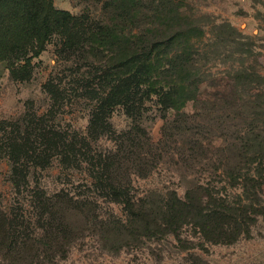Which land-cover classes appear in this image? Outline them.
I'll return each mask as SVG.
<instances>
[{"label": "trees", "instance_id": "1", "mask_svg": "<svg viewBox=\"0 0 264 264\" xmlns=\"http://www.w3.org/2000/svg\"><path fill=\"white\" fill-rule=\"evenodd\" d=\"M105 2V19L90 22L58 9L55 0H0V64L7 62L8 67L26 73L55 36L73 53H83L86 47L101 51L91 60L94 74L86 78L93 99L86 134L67 135L29 114L25 122L0 121V159L9 161L13 196L10 206H0V255L13 263L44 264V253L54 257L52 248L74 235L61 233L63 217L101 216L98 199L123 208L129 219L118 228L127 236H174L182 242L183 231L189 228L202 245H232L250 237L251 226L264 217V153L249 155L248 142L241 138L228 151L220 147L213 155L201 141L184 148L182 155L189 154L182 156L185 166L201 169L194 178L191 173L185 175L184 195L176 189L151 191L139 198L133 193V178L145 171V165L133 150L125 156L132 131L117 136L109 120L123 109L137 122L146 103L153 100L165 113L187 118L178 126L182 134L192 132L186 108L207 87L206 73L196 60L200 54L196 42L206 33L183 10L186 0L152 2L148 28L140 26L143 0ZM50 86L55 88L54 81ZM210 98L208 102L217 96ZM223 98L231 100L228 114L241 113L235 104L242 100L240 93ZM260 98L263 93L258 90L249 96L247 104L254 113L264 111L257 106ZM256 127L254 123L249 142L264 147V128L255 134ZM134 129L146 133L138 123ZM106 137L116 139V148L94 152V146ZM54 158L67 171L86 170L87 192L76 196L66 188L54 194L42 188L30 190L32 169H45ZM229 186L242 189V194L232 200ZM26 216H38L42 235L32 232Z\"/></svg>", "mask_w": 264, "mask_h": 264}, {"label": "rangeland", "instance_id": "2", "mask_svg": "<svg viewBox=\"0 0 264 264\" xmlns=\"http://www.w3.org/2000/svg\"><path fill=\"white\" fill-rule=\"evenodd\" d=\"M154 1L160 0H143L141 28L152 24L149 15L153 13ZM105 3V0H55L58 9L85 16L90 22L105 19ZM186 5L183 10L206 33L202 41L196 42V48L200 46L196 60L203 75L206 73L203 77L207 87H202L198 101L186 108L192 119V132L182 134L178 126H183L187 118L165 113L153 100L146 103V111L137 122L123 109L117 110L109 120L117 136L132 131L126 140L125 156L133 150L141 155L145 165V171L133 178V193L138 198L147 192L170 189L184 195L188 186L185 175L191 173L194 178L201 170L199 166L186 167L183 161L189 154L181 152L192 148L193 142L208 144L207 152L213 155L220 147L228 151L241 138L248 142L245 150L249 155L264 153V147L249 142L254 123L259 125L255 134L262 133L264 111L254 113L247 104L249 96L258 90L263 98L257 106L264 107V0H186ZM89 48L83 53H73L55 36L26 73L8 67L7 62L0 64V121L25 122L29 114L67 135L86 134L93 106L86 78L94 74L91 60H96L101 52L94 53ZM53 81L54 89L50 86ZM234 91L242 95V100L235 101L242 108L241 113L228 114L231 100L223 97ZM214 95L217 99H212ZM210 96L212 100L208 102ZM174 120H177L175 124ZM136 123L145 134L134 129ZM115 144V138L106 137L93 151L111 150L116 148ZM256 167L257 164L253 165ZM31 173V191L42 188L54 194L66 188L76 196L87 192L86 170L67 171L57 158L45 169L33 168ZM9 176V161L0 159V206L5 208L13 199ZM227 194L233 200L242 194V189L229 186ZM98 200L101 216L63 217L61 223L65 226L61 233L74 232V235L67 241L62 239L59 248H52L54 257L48 258L44 253V264H264V217L251 226L250 237H242L232 245H202L189 228L184 229L182 242L174 236L150 238L141 233L127 236L118 228L129 219L123 208ZM26 217L32 232L42 235L38 216ZM0 264L18 263L0 255Z\"/></svg>", "mask_w": 264, "mask_h": 264}]
</instances>
